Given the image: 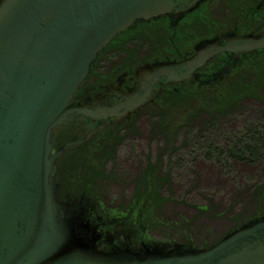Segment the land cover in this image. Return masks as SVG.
<instances>
[{
    "label": "water",
    "instance_id": "1",
    "mask_svg": "<svg viewBox=\"0 0 264 264\" xmlns=\"http://www.w3.org/2000/svg\"><path fill=\"white\" fill-rule=\"evenodd\" d=\"M205 1L0 0V264H264V214L205 248L136 242L132 234L122 243L57 195L56 159L72 145L54 151L57 127L78 114L128 117L151 100L154 82L194 79L222 51L264 48V34L208 42L190 58L144 68L121 105L74 104L116 36L141 22L181 18Z\"/></svg>",
    "mask_w": 264,
    "mask_h": 264
},
{
    "label": "flooded vegetation",
    "instance_id": "2",
    "mask_svg": "<svg viewBox=\"0 0 264 264\" xmlns=\"http://www.w3.org/2000/svg\"><path fill=\"white\" fill-rule=\"evenodd\" d=\"M262 34L264 0H206L181 18L166 16L141 22L116 36L104 49L80 85L74 104H90L92 109L121 105L125 95L139 86L144 68L190 58L208 42L224 45L230 38ZM260 75L264 79V48L238 55L222 51L198 68L194 79L177 83L165 79L154 82L151 100L128 117L108 116L102 120L76 115L52 134L54 151L67 142L72 143L56 159L58 199L72 204L73 210L87 212L91 219L103 218L98 220L103 229L114 227H110L107 216L100 215L102 211L124 223L140 222L144 236L149 233L148 229L152 228L153 232L156 228L162 234L158 238L185 244L190 239L173 234L174 228L170 224L173 218L155 214L162 207L167 210L169 204L173 205L175 192L171 181L175 179V170L181 168L179 166H183L190 155L195 158L200 148L205 152L199 155L201 166L210 157L207 155V137L187 142L195 128L204 127L207 131L208 126L189 125L188 120L183 124V121L210 100L225 97L227 89L239 81L251 80L253 84ZM249 104L247 110L237 111L215 127L218 133L233 130L231 123L244 113L249 117L242 128L248 123L250 134H253L254 126L262 125L259 129L263 128L264 101H256L252 96ZM140 120L143 126L139 124ZM208 131L216 132L213 128ZM143 134H146L145 141H140ZM214 143L230 145L229 141L227 145V141L224 144L219 139ZM108 194L120 195L119 205L102 199ZM158 195L168 198L159 200ZM124 196L130 197V202L122 205ZM247 219L233 222L212 242L207 240L199 244L213 245ZM191 240L193 245L197 244L196 239ZM107 246L102 241L100 248Z\"/></svg>",
    "mask_w": 264,
    "mask_h": 264
},
{
    "label": "rangeland",
    "instance_id": "3",
    "mask_svg": "<svg viewBox=\"0 0 264 264\" xmlns=\"http://www.w3.org/2000/svg\"><path fill=\"white\" fill-rule=\"evenodd\" d=\"M248 117L246 113L240 115L235 122L231 123V125L233 124V130L236 132L242 130L241 128L246 123ZM139 124L143 126L142 120H140ZM234 128H236V130ZM195 129L196 130L193 132L194 138H190L187 142L195 139L198 141L199 138L204 139L212 135V133H208L207 131ZM233 130L230 128L229 131L216 133L212 137L223 141L224 144L225 141H227L226 144L228 145L230 143L228 137L234 133ZM228 132H230V134H228ZM145 135L146 134H143V139L141 138L140 141H145ZM179 139L180 138H177L176 140ZM198 150V155L194 156L195 158H190V156H193L190 155L188 157L189 160L186 161L183 166H179L181 168H177L174 172L175 179L171 181V188L175 192L174 202L173 205L169 204L167 206V210H169L168 212L171 214L167 213L164 207L155 214L160 213L161 215H167L169 218H174L179 215L188 218L195 217L199 227L204 228L202 229V233L195 238L196 241L198 240L195 242L197 243L196 245H186L195 248H205L207 246L198 244L201 242L199 239L202 240L206 236L208 239H212L209 240V242H212L215 237L217 238L221 233L227 231L233 225V222L238 220L241 221L243 218L245 219L248 217L247 220H249L263 215L256 212L258 205H262L263 207L264 202L258 204L259 198L254 191L258 183L261 182V180L262 182L264 181V162L261 160L258 162L250 161L249 163H240L239 161L231 159L228 165L226 162L222 161L221 157L210 156L205 159L201 166L198 161L202 160L201 156L205 154V152L202 148ZM112 192L111 190V193ZM158 197L159 200L168 198L163 195H158ZM129 198L130 197L125 196L122 197V205L130 202ZM102 199L105 202L112 200V205H119L120 203V195L117 194H108V196L102 197ZM199 207L204 209L209 207L210 209L209 211L199 210ZM161 210H163V212ZM100 215L103 217L107 216L110 227H114L109 229L100 227V229L105 235L112 234L116 240L122 241V243L127 241L126 239H129L132 235L135 236L136 242L147 240L171 244L174 242L178 243V240L172 242L168 239L158 238V236L162 234L159 230H156V228L153 229V232L152 228L148 229L149 233L147 236L142 235V224L140 222H136L135 224L133 222L124 223V221L120 219L109 217L103 211L100 212ZM98 220L102 221L103 218H99ZM98 220H95L96 223H98ZM206 228L211 229V231L206 230Z\"/></svg>",
    "mask_w": 264,
    "mask_h": 264
},
{
    "label": "trees",
    "instance_id": "4",
    "mask_svg": "<svg viewBox=\"0 0 264 264\" xmlns=\"http://www.w3.org/2000/svg\"><path fill=\"white\" fill-rule=\"evenodd\" d=\"M262 77L263 75L259 78L262 79ZM259 78L258 80H256L257 82L253 84L251 80L246 81L244 79L242 82L239 81L237 85H233L229 89H227L225 97L210 100L209 102L205 103L204 106L196 109L195 112L191 113L183 121V124H186L188 120L187 123L189 125H200L201 127L208 126V130L211 128L216 130V132H211V137L208 136L207 138H205V140L209 144L207 148V155L211 157L213 155L221 157L222 160H225L226 164L228 165L230 158H236L239 161H264V127L261 128L262 130L259 129V127H261L262 125L254 126L253 134H250L251 128L248 127L247 123L246 126L239 132L229 135V146H224L223 144V146L215 145L214 141L217 138L212 137L219 132L215 127L220 126L226 117L237 113V111H245L250 107V97L254 96L256 101H264V79L260 80ZM203 128H200L199 130H203ZM208 130L207 132L210 133V131ZM228 134H230V132H228ZM190 137L191 139L194 138L193 133L190 134ZM254 193H256L257 197L259 198L258 204L264 202V181L262 182L261 180V182L258 183ZM206 209L210 208L204 209L202 207H199V210ZM256 212L264 214V205L263 207L262 205H258ZM162 223L166 224L167 222ZM170 224L173 225L174 235L177 234L179 238L185 236L186 239H190L184 242L185 245H192L193 242L191 239L194 240L197 235H200L202 233V229L204 228L199 227L195 217L186 218L183 215L174 217L173 220L170 221ZM206 230L211 231V229L209 228H206ZM209 239L205 236L204 239H199V241L204 243L207 240L209 241Z\"/></svg>",
    "mask_w": 264,
    "mask_h": 264
}]
</instances>
